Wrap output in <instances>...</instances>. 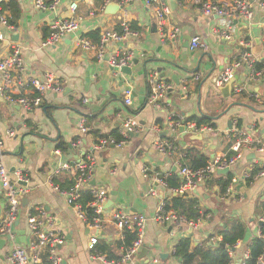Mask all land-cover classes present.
I'll return each instance as SVG.
<instances>
[{"label": "crops", "instance_id": "1", "mask_svg": "<svg viewBox=\"0 0 264 264\" xmlns=\"http://www.w3.org/2000/svg\"><path fill=\"white\" fill-rule=\"evenodd\" d=\"M71 1L77 3L76 13L81 18L79 29L53 45L43 46L42 42L49 33L47 22L53 13L36 9L33 0H17L19 15L14 19L17 30L10 33L2 29L5 37L0 43V57L9 51L11 43L16 42L22 48L28 73L51 72L64 82V90L45 93L41 104L32 111L0 99V136L4 140L3 156L7 169L12 172L20 170L28 187L22 197L26 202L24 205L20 203L12 227L15 244L24 245L18 239L20 230L25 231V243L30 239L27 216L32 213L41 218L45 227H50L49 219L52 218L51 227L64 236V243L57 249L60 264H100L90 257L89 243L105 241L113 246L116 254H120L124 249L114 246L123 236H119L113 224H107L104 230L87 225L67 203L66 195L53 188L52 178L73 179V170L51 178L50 174L60 164L74 165L83 160L99 135L119 134L124 119L133 115L141 127L139 132L129 136L119 148L111 146L92 153L95 167L91 185L107 193L106 201L112 200V205L104 207L106 211L122 208L130 215L149 216L159 202H167L176 195L173 187L154 181L155 175L168 177L175 173L181 183L179 158L187 148H196L208 160L228 153L233 141L226 136L229 120L232 125L235 119H240L241 127L256 141L264 143V82L251 78L249 64L242 63L235 71L228 97L213 86L219 72L242 53L247 52L253 61L264 58V9L254 6L249 21L244 17L233 18L230 38H225L221 35L225 29L222 19L217 15L202 14L195 0H165L170 12L163 31L157 28L154 11L145 0H134L116 12L106 11V6L114 5V2L103 6L104 0H62L57 9L59 16L70 14ZM3 11L10 19V11ZM123 22L136 35L111 41L107 50L129 52L132 56L131 74L113 72L107 57L98 61L92 52L74 46L76 35H85L93 41L91 35L95 31L100 34L105 29H114L120 33ZM173 27L177 29L175 37L169 35ZM15 34L18 39L12 38ZM194 36L207 46L206 50L190 49L189 43ZM149 75L172 86L159 107L148 103ZM196 75H199L198 79H194ZM127 86L132 88L130 105L124 103L123 91ZM235 87H239L240 92L234 93ZM201 114L214 116L215 127L189 129L184 134L178 132L177 127L176 130L169 127L170 123L181 118L185 120ZM81 119L90 128L84 134L78 127ZM9 131L12 134L9 135ZM157 138L168 140L174 147L165 153L158 151L154 147ZM60 142L64 149L57 147ZM251 153L244 152L228 172L217 171L212 176L213 182L232 174L233 179L227 187H231L229 193L220 194L214 182L186 193L210 210L206 215L208 219L200 227L184 225L173 228L148 222L143 243L147 252L141 258L137 255L136 263L152 264L156 258V264H181L174 255L177 241L189 236L195 246L217 226L224 225L222 218L228 217L238 218L245 225L244 237L230 250L231 264L239 260L242 264L251 240L261 236L258 222L263 219L257 206L264 200V175L254 176L251 184L246 185L244 174L256 165L264 166V152L253 157H250ZM145 167L146 175L143 173ZM151 188L154 194L148 193ZM113 191L115 196L111 194ZM5 210L6 198L0 186V219L5 216ZM12 247L13 242L8 240L0 246V264H10L7 257ZM261 259L264 263V253Z\"/></svg>", "mask_w": 264, "mask_h": 264}, {"label": "built area", "instance_id": "2", "mask_svg": "<svg viewBox=\"0 0 264 264\" xmlns=\"http://www.w3.org/2000/svg\"><path fill=\"white\" fill-rule=\"evenodd\" d=\"M134 0H104L103 6L109 2L116 3L119 8L126 7ZM62 0H33V5L38 10H48L53 13V16L48 20L47 25L49 33L43 40V46L53 45L62 40L69 34L76 33L80 27L81 18L77 15V3L71 1L69 3L70 14L67 17H61L57 14V9ZM198 8L205 16L217 15L222 19V24L225 29L221 31V35L225 38H230L229 31L232 30L231 20L233 18L244 17L248 21L253 16V7L257 6L264 9V0H195ZM145 3L150 6L155 14L157 28L163 31L167 26L166 17L170 12L169 5L165 0H145ZM122 31L116 32L114 29H105L100 32L98 40L93 42L85 35H76L74 46L90 51L98 61H102L107 57V62L113 69V72L120 73V68L129 66L132 56L127 51L107 50V46L111 41L121 40L136 33L128 28L124 22L121 24ZM2 29L15 33L17 27L8 21V17L0 7V43L4 39ZM176 28H171L169 35L175 37ZM190 49L202 48L207 49V46L200 41L198 36L191 38L189 43ZM242 63H248L250 66L251 78H257L264 82L261 71L253 70V60L248 58V53H242L233 62L226 65L216 76L213 81V86L218 88L227 81L233 78L235 71ZM196 75L194 79H198ZM262 78V79H261ZM148 103L154 107H159V104L164 99L168 91L171 89V84L159 80L153 75L148 76ZM64 90V82L51 72H44L41 75L28 73L22 57V48L16 42L9 45V51L0 57V99L9 103L17 104L26 111H32L38 107L45 93L53 92L60 93ZM239 87L233 89L234 93L240 92ZM124 103L131 104L132 88L127 86L124 91ZM178 122L170 123L169 125L177 126ZM78 127L81 134L90 131L83 119L79 120ZM201 126L196 128L193 123H186V128L189 130H198L205 128ZM140 125L135 116H127L118 133L121 140H116L112 135L99 136L91 147V152L85 156L83 160L70 165L63 163L58 165L50 174L54 176L63 171H74L73 186L69 191L60 190L57 185H54L55 190L62 191L67 198V203L71 205L77 213V216L87 225L99 230H104L107 224H113L118 230L120 237L124 231H129L134 238L130 245L123 250V254L119 260H109L102 253L96 252L95 242L89 243L90 257L97 260L100 264H137L136 256L144 243L145 230L147 223L150 221L170 225L173 228H181L182 225H187L192 228H198L205 222V219L196 221H185L175 210L167 208L166 203L161 201L151 215L136 214L130 215L122 208H115L109 211L104 209L103 204L107 199V193L91 185L93 179L95 160L92 153L103 150L108 147L119 148L124 145L126 139L134 133L139 132ZM208 128V127H206ZM8 134H12L11 131ZM226 136L233 138L228 150L232 152L229 157L226 154L219 157H212L207 160L205 166L197 169H192L188 166L178 165V173L181 178V183L173 191L176 195H184L191 193L198 186L206 183L212 178L215 172L229 168L236 160H238L244 152H252L260 154L264 152V143L256 141L249 132L245 131L241 126L236 125V120L232 122L231 128L226 131ZM154 147L162 152H168L174 145L168 140L157 138L154 141ZM4 140L0 136V186L6 198L5 216L0 219V239H6L13 242V247L8 253V261L10 264H60L61 258L58 255L57 249L61 246L65 239L64 236L56 231L51 226L53 225L52 218L49 219V226L45 227L41 218L35 214L29 213L27 216V226L30 233V239L24 245L15 244V232L12 230L17 218L22 197L28 192L26 179L20 170L10 171L7 169L3 156ZM181 160V158H179ZM114 173V170L111 172ZM143 173L147 174V168L143 169ZM264 169H261L255 177L263 176ZM248 173L244 174L247 177ZM166 175L156 174L154 181L165 185ZM52 182V181H51ZM84 190L90 192L91 200L87 203L96 215L93 223L87 222L86 212L82 208V204L78 202L80 193ZM231 187L226 189V194L229 193ZM149 194H154L151 188ZM264 224V218L261 219ZM210 242L214 243L215 239L210 238ZM246 256V255H245ZM158 260L154 258L152 264H156ZM256 264H264L261 257L257 259Z\"/></svg>", "mask_w": 264, "mask_h": 264}, {"label": "trees", "instance_id": "3", "mask_svg": "<svg viewBox=\"0 0 264 264\" xmlns=\"http://www.w3.org/2000/svg\"><path fill=\"white\" fill-rule=\"evenodd\" d=\"M0 7L2 10H9L11 15L8 18L9 23L15 25L14 19L19 15V5L17 0H8L7 2L0 1ZM98 32H94L91 35L93 41L98 40ZM87 37V36H86ZM253 70L261 71V76L264 77V58L260 61H253ZM149 93V92H148ZM214 116L201 114L199 116H192L185 119L186 122H191L196 128L201 126H206L209 128H214L215 124L213 122ZM236 125L241 126L240 119H235ZM106 136V135H99ZM98 136V137H99ZM116 140H121V137L116 132L112 134ZM232 142V140H231ZM231 142H228L230 144ZM58 148L64 149V144L62 142L58 143ZM232 154L231 151L226 153V157ZM182 158L180 163L183 166H188L192 169L201 168L206 165L207 157L198 151L196 148H187L181 154ZM184 155V157H183ZM264 166L256 165L249 172L245 179L246 185H250L254 179V176L261 170ZM215 174V173H214ZM212 179V178H211ZM209 179L207 184L212 181ZM233 179L232 174L228 173L226 178L222 177L213 180L215 184L219 187V193L225 195L228 185ZM166 184L169 187L176 188L180 184V180L175 173H171L165 178ZM54 185H57L60 190L69 191L73 186V179H57L52 178ZM212 182V183H213ZM91 200L90 192L84 190L80 193L78 202L82 204L83 210L86 212L87 222L93 223L95 214L90 207H87V203ZM167 208L175 210L179 215H181L185 221H196L198 219H205L206 215L210 213V210L200 206L198 199L190 195H175L172 196L169 201L165 202ZM258 214L264 218V200L260 201L257 206ZM224 225L217 226L215 231H213L206 239L200 243L192 246L191 238L185 236L180 238L174 246V255L181 261V264H231L230 250L235 246L239 239H242L245 234V225L238 218H222ZM261 236L254 238L248 245V252L246 257L243 259L242 264H256L257 259L261 257L264 253V224L260 227ZM134 236L129 231H124L122 240L116 242L114 248L125 249L130 245ZM210 238H214L215 242L209 241ZM217 241L221 242L223 246L219 245ZM96 252L102 253L109 260H119L123 251L120 254H116L113 250V246L105 241H99L94 246Z\"/></svg>", "mask_w": 264, "mask_h": 264}, {"label": "water", "instance_id": "4", "mask_svg": "<svg viewBox=\"0 0 264 264\" xmlns=\"http://www.w3.org/2000/svg\"><path fill=\"white\" fill-rule=\"evenodd\" d=\"M119 10V6L116 4V3H114V5H107L106 6V11H110V12H116V11H118ZM255 28V27H254ZM12 38L13 39H18V35L17 34H15L14 36H12ZM190 39V38H189ZM4 43H7V41H4ZM133 62L134 63H137V61L136 60H133ZM204 65H207L206 63H203ZM198 69V66H196V68H195V70H197ZM113 70V69H112ZM159 68H157V71L159 72ZM144 71L147 73V71L144 69ZM120 72H123V73H126V74H131V68L129 67V66H123V67H121L120 68ZM162 76H163V74H162ZM161 76V77H162ZM172 78L176 81V84H179V82H178V80L176 79V77L175 76H172ZM233 82H234V79L232 78V79H230L229 81H227L225 84H223L222 86H219L218 87V90H220L221 92H222V95L224 96V97H228L229 95H230V91H231V87H232V84H233ZM230 107H231V105L230 106H227L226 107V109L225 110H223V114L224 113H226L229 109H230ZM179 125H177V126H175V125H169V127L170 128H172L173 130L177 127V131L178 132H180V133H185V132H188L189 130H187V128H186V123H185V120L184 119H182L181 118V120L179 121ZM227 126H228V128H231V120H229L228 122H227ZM176 130V129H175ZM191 131V130H190ZM132 136V135H131ZM254 156V154H250V157H253ZM229 171V168H224L223 170H219L218 172L219 173H226V172H228ZM93 182V181H92ZM91 182V184H93ZM113 196H115L116 195V192L115 191H113L112 193H111ZM25 202H26V198H22L21 199V205H24L25 204ZM112 200L110 199V200H107L106 201V203L104 204V206L103 207H107V206H110V205H112ZM125 205H127V204H125ZM260 225H263V223H262V221H259L258 222ZM191 229L189 230V233L191 234ZM18 234H19V237H18V239H19V241L21 242H24V244H25V231L24 230H20V231H18ZM5 240L6 239H0V246L1 245H3L4 243H5ZM219 243V245H221V246H223V244L221 243V242H218ZM147 252V248H145L144 246H142L141 247V249H140V251H139V254H138V257L139 258H141V257H143L144 255H145V253ZM239 262H240V260H239ZM239 262L238 263H236V264H239ZM61 264H63V262L61 263Z\"/></svg>", "mask_w": 264, "mask_h": 264}, {"label": "bare ground", "instance_id": "5", "mask_svg": "<svg viewBox=\"0 0 264 264\" xmlns=\"http://www.w3.org/2000/svg\"><path fill=\"white\" fill-rule=\"evenodd\" d=\"M206 183H207V182H206ZM204 184H205V183H204ZM182 226H184V225H182ZM182 226H181V227H182ZM218 242H219V241H217V243H218Z\"/></svg>", "mask_w": 264, "mask_h": 264}]
</instances>
